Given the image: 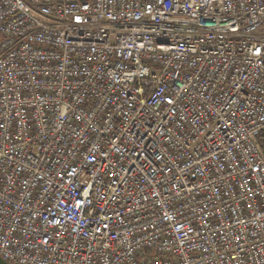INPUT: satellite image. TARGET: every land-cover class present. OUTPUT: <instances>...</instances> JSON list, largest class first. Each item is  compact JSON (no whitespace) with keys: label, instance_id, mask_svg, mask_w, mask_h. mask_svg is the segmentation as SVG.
<instances>
[{"label":"built area","instance_id":"2783aa9c","mask_svg":"<svg viewBox=\"0 0 264 264\" xmlns=\"http://www.w3.org/2000/svg\"><path fill=\"white\" fill-rule=\"evenodd\" d=\"M0 256L264 264V0H0Z\"/></svg>","mask_w":264,"mask_h":264},{"label":"water","instance_id":"95a60500","mask_svg":"<svg viewBox=\"0 0 264 264\" xmlns=\"http://www.w3.org/2000/svg\"><path fill=\"white\" fill-rule=\"evenodd\" d=\"M82 1H85V0H82ZM0 264H11V263H8L7 261H5V260L0 256Z\"/></svg>","mask_w":264,"mask_h":264}]
</instances>
